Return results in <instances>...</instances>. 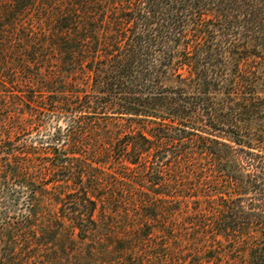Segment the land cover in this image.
Here are the masks:
<instances>
[{
  "label": "trees",
  "instance_id": "16d2710c",
  "mask_svg": "<svg viewBox=\"0 0 264 264\" xmlns=\"http://www.w3.org/2000/svg\"><path fill=\"white\" fill-rule=\"evenodd\" d=\"M240 34L203 0H0V264H264Z\"/></svg>",
  "mask_w": 264,
  "mask_h": 264
},
{
  "label": "rangeland",
  "instance_id": "374dc122",
  "mask_svg": "<svg viewBox=\"0 0 264 264\" xmlns=\"http://www.w3.org/2000/svg\"><path fill=\"white\" fill-rule=\"evenodd\" d=\"M203 5L227 17L230 28L233 31H239L241 39L244 37L250 43L249 47L254 54V65L257 66L258 76H260L262 82L258 87L257 94L261 99H264V0H203ZM60 125L63 128L65 127V123L61 122ZM251 127L255 134L253 137H244V140L249 143L247 145L252 147H246V151L254 154L260 153L264 156V106L259 114H256L253 118ZM21 137L36 136L34 134ZM235 147L241 148L238 145H235ZM257 185V191L264 192L263 186L261 184ZM249 197L257 205L264 201V194H260L255 190L249 194ZM206 259L209 260L207 257ZM215 261L218 264H239L237 259L233 260L234 262H228L226 253L223 250L221 258H217ZM206 264H213V262H206Z\"/></svg>",
  "mask_w": 264,
  "mask_h": 264
}]
</instances>
